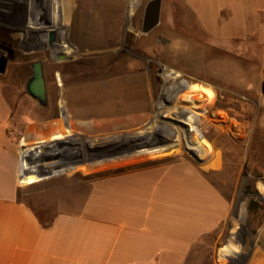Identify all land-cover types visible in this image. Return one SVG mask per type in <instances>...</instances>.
I'll return each mask as SVG.
<instances>
[{
	"label": "crops",
	"instance_id": "0c3cea01",
	"mask_svg": "<svg viewBox=\"0 0 264 264\" xmlns=\"http://www.w3.org/2000/svg\"><path fill=\"white\" fill-rule=\"evenodd\" d=\"M183 3L208 48L230 56L218 63L217 82L206 85L228 106L218 114L225 122L215 149L197 127L167 128L126 138L116 153L132 162L171 155L182 137L210 168L184 158L89 176L79 161L58 157L70 146L23 153L24 165L17 136H43L28 133L33 125L14 128L23 116L13 115L0 79V264H264V220L262 242L248 254L223 244L232 204L206 173L223 174L215 168L228 161L264 172V0ZM229 131L245 148L219 146ZM36 175L47 183L29 185Z\"/></svg>",
	"mask_w": 264,
	"mask_h": 264
},
{
	"label": "rangeland",
	"instance_id": "374dc122",
	"mask_svg": "<svg viewBox=\"0 0 264 264\" xmlns=\"http://www.w3.org/2000/svg\"><path fill=\"white\" fill-rule=\"evenodd\" d=\"M83 1L85 2V0ZM87 1H89V8L94 12V15L105 17L104 19L107 20L106 34L100 35L99 32L95 33L94 31L93 34L96 35L92 36L89 31H82L83 20L79 19V24L77 22L75 24L78 27L70 30L68 43L72 47H82L93 51L101 50L103 53L109 52L111 56H109L110 63L116 55L119 58L122 57L120 60L124 65L128 62L133 63L132 61L138 62L133 63L137 72L135 77L138 80L136 88L143 89V92L140 98L136 101H129L126 105L142 106V110L147 112L142 120L144 123L162 124L168 128H182L184 130L197 127L203 137L215 149L213 139L220 133V130H222L221 125L225 122L218 114L221 109L228 107L227 104L214 101L212 106H208L207 103H201L206 107L203 108L201 116L194 122L177 123L163 116L164 114L160 111V106L165 107L166 105L167 108H179L182 107L180 101L187 100L188 102L187 89L191 83L200 84L204 87L207 83H216L218 80V63L224 57L230 58V56L218 54V51L208 48L206 36L199 31L193 16L185 9L183 0H163L161 23L153 32L147 35L141 33V28L145 7L151 0H138L132 16V0ZM45 5L41 0H0V60L3 57L8 59L6 72L4 74L0 73V79L3 81L6 93L13 103V115L23 116L18 120L19 122L13 123V125L17 131L28 125H33V127H29L28 133L41 135L48 134L50 130L56 131L59 126L53 129V125H60L64 120L74 121V119L64 117L61 107L59 108L57 103H54V109L51 106L53 89L56 91L55 84L59 85L57 74H60L62 70L60 71V68L55 65L59 57L50 52L47 43H44L43 47L38 43L41 41L38 32L41 30L42 21L46 16ZM68 9L69 5L65 3L64 12L61 16L55 11L56 18L54 17V20L58 19V21L55 20L57 22L62 20V26L69 23ZM109 22L111 24L108 25ZM49 39L53 43L57 41L55 34H51ZM97 39L101 41H97ZM40 51H45V53H40ZM96 53L87 52L85 54L90 56ZM60 59L65 58L62 56ZM38 62L42 64L46 81L48 95V105L46 107L41 106L33 99L27 90V84L33 75V65ZM116 63L118 62L113 64ZM125 72L127 73L126 70ZM63 73L66 78L78 74L74 69L66 70ZM211 89L216 96L213 88ZM16 102L19 104L17 105ZM155 107H158V109H155ZM94 115L100 116L101 114L96 112ZM96 118L98 119V117ZM99 120L101 119L99 118ZM105 133L107 134V132ZM88 134L93 142H88L86 139L85 141L84 139L79 140L80 143L77 142V144L69 141V148L72 152L61 153L58 157L62 159V162L70 159V157L74 158L76 162L79 161L78 169L83 167L85 174L89 176L119 174L140 167L170 164L184 158L196 166L207 167L205 165L206 160L199 161L197 157L191 154L182 137L178 142H174L175 144L172 147L176 153L161 157L138 158L132 162V159L129 158H119L120 153H116L121 142L111 143L108 147L98 145L80 149L78 146L81 143L82 145L95 143L93 132ZM230 134L229 131L223 135L224 137H220L219 146L238 148L240 142L237 141L240 139L235 138L233 140V135ZM104 136L109 137V135ZM125 136L131 137L130 134ZM29 137L17 136L24 165L28 163L23 159L25 149L33 148L37 151L36 153L48 151L45 146L42 147L39 146L41 144H36L35 139L38 138L37 136L31 137L33 142L28 144ZM68 139L65 138V141L67 142ZM241 145L245 148V143ZM243 153L245 154V150L239 149V154ZM228 163V165L224 164L215 168L223 174L214 171L206 173L223 190L232 204V214L221 237L223 244L230 242L229 244L234 249L248 254L253 244L257 245L262 242L264 189L260 186L264 185V172L257 166L254 171L252 166L246 163L242 165V162H238L237 166L235 162L228 161ZM211 169L213 168L211 167ZM43 176L36 175L29 185L37 186L41 184L38 182L47 183Z\"/></svg>",
	"mask_w": 264,
	"mask_h": 264
},
{
	"label": "bare ground",
	"instance_id": "6f19581e",
	"mask_svg": "<svg viewBox=\"0 0 264 264\" xmlns=\"http://www.w3.org/2000/svg\"><path fill=\"white\" fill-rule=\"evenodd\" d=\"M41 2L46 4V16L42 21L41 30L38 32L40 34L38 36H41L40 40L42 42L40 41L38 43L42 47L44 43H47L50 52L59 57L55 65L60 68V71L62 70L60 74H57L59 85L57 86L55 84V87H57L56 91L53 89L54 94L51 106L53 108L54 103H57V106L59 108L61 107L64 117L66 119H74V121L64 120L60 125H53V129L57 126L59 127L56 128V131L50 130L48 134L42 135L43 137L39 136L36 144H41L39 146H45V149L48 150L63 149L70 146L69 141L76 142V144L77 142L80 143L79 140L81 139L93 142L91 136L88 134L93 132V140H95V143L89 145L86 143L82 145L81 143L78 147L80 149L98 145L108 147L111 143H119L123 142L126 138L128 139L125 135L130 134L131 137L129 138H133L152 132L165 131L168 128L165 125L144 123L142 121L147 114V112L142 110V106L126 105L127 102L136 101L140 98L143 92V89L136 88L138 80L135 77L137 72L133 64L136 61H132L133 63L128 62V64L126 63L124 65L120 60L122 57L119 58L116 55L110 63L109 52L103 53L101 50L93 51L91 49L86 50L82 47H72L68 43L70 30L78 27L75 24L76 22L79 24V19L83 20V25L81 26L82 31L87 30L92 36L96 35L93 34L94 31L95 33L99 32L100 35L106 34L107 20L104 19L105 17L94 15V12L89 8V1L87 0L85 2L83 0H41ZM137 2L138 0H132L131 2V16L134 13ZM65 3L69 5L67 11L69 23L66 25L64 23L65 26H62V20L61 22H57L58 19H55L57 20L55 21L54 17L56 16L55 11H57L59 16L62 15ZM109 24L111 23L109 22ZM51 34H55L57 37V41L54 43L49 39ZM97 41L101 40L97 39ZM41 52L45 53V51ZM87 52H97V55L91 54L89 56L85 54ZM62 56L65 59H60ZM112 62L118 63L113 64ZM122 66L125 67L121 68ZM137 68L139 67L137 66ZM69 69L76 70L78 72L76 74L77 76L74 75L66 78L63 72ZM187 90L188 102L187 100L180 101L182 107L167 108L166 105L165 107L160 106V111L164 114L163 116L177 123H184V121L194 122L201 116L203 108L206 107V105H201V103H207L208 106H212L215 101V94L210 88L191 83ZM106 97L108 98L105 99ZM155 109H158V107H155ZM96 112H100L101 115H94ZM103 135H109V137H103ZM65 138H69L67 142ZM32 139L29 137L28 144L33 142ZM34 152L37 151L33 148H28L23 151L25 156H30Z\"/></svg>",
	"mask_w": 264,
	"mask_h": 264
},
{
	"label": "water",
	"instance_id": "95a60500",
	"mask_svg": "<svg viewBox=\"0 0 264 264\" xmlns=\"http://www.w3.org/2000/svg\"><path fill=\"white\" fill-rule=\"evenodd\" d=\"M163 0H151L145 7L141 33L144 35L153 32L161 23ZM8 59L3 57L0 60V73L4 74L7 69ZM29 95L41 106L48 105V95L43 67L41 63L33 65V75L27 84ZM193 155V154H192ZM195 156V155H193ZM196 157V156H195Z\"/></svg>",
	"mask_w": 264,
	"mask_h": 264
},
{
	"label": "trees",
	"instance_id": "16d2710c",
	"mask_svg": "<svg viewBox=\"0 0 264 264\" xmlns=\"http://www.w3.org/2000/svg\"><path fill=\"white\" fill-rule=\"evenodd\" d=\"M263 91H264V83H263Z\"/></svg>",
	"mask_w": 264,
	"mask_h": 264
}]
</instances>
